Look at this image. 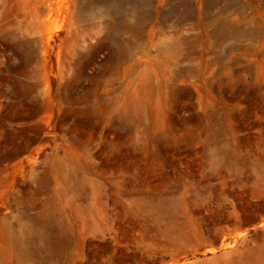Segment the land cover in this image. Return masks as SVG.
<instances>
[{"label": "rangeland", "instance_id": "obj_1", "mask_svg": "<svg viewBox=\"0 0 264 264\" xmlns=\"http://www.w3.org/2000/svg\"><path fill=\"white\" fill-rule=\"evenodd\" d=\"M46 6L0 0V264H264V0Z\"/></svg>", "mask_w": 264, "mask_h": 264}, {"label": "bare ground", "instance_id": "obj_2", "mask_svg": "<svg viewBox=\"0 0 264 264\" xmlns=\"http://www.w3.org/2000/svg\"><path fill=\"white\" fill-rule=\"evenodd\" d=\"M50 1L51 0H45V3L47 4L45 10H49ZM259 227H264V222H262L259 225ZM238 236L242 237V236H244V233H241ZM237 237H232L231 240H230L231 242H228V240H226L225 237H222L217 249H221V250H223V249H231L234 246L235 238H237ZM207 251L210 252V253H214L216 250L214 248H209Z\"/></svg>", "mask_w": 264, "mask_h": 264}, {"label": "water", "instance_id": "obj_3", "mask_svg": "<svg viewBox=\"0 0 264 264\" xmlns=\"http://www.w3.org/2000/svg\"><path fill=\"white\" fill-rule=\"evenodd\" d=\"M259 231H264V227L254 230L253 233H256ZM221 238H222V232L221 231L216 232V234L214 236V240L218 241V244L220 243Z\"/></svg>", "mask_w": 264, "mask_h": 264}]
</instances>
